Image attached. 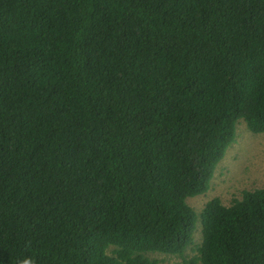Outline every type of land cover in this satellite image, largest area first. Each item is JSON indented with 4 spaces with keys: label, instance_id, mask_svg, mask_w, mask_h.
Instances as JSON below:
<instances>
[{
    "label": "trees",
    "instance_id": "obj_1",
    "mask_svg": "<svg viewBox=\"0 0 264 264\" xmlns=\"http://www.w3.org/2000/svg\"><path fill=\"white\" fill-rule=\"evenodd\" d=\"M240 122L264 0H0V264H264V188L187 203Z\"/></svg>",
    "mask_w": 264,
    "mask_h": 264
},
{
    "label": "rangeland",
    "instance_id": "obj_2",
    "mask_svg": "<svg viewBox=\"0 0 264 264\" xmlns=\"http://www.w3.org/2000/svg\"><path fill=\"white\" fill-rule=\"evenodd\" d=\"M264 188V134L249 132L240 122L236 138L224 158L216 165L209 189L187 199L188 205L198 215L212 198H219L224 205L240 197L244 190ZM201 241L200 221L196 224L193 244L186 250L187 257L195 254L194 248ZM159 264H182L176 257L156 256Z\"/></svg>",
    "mask_w": 264,
    "mask_h": 264
}]
</instances>
